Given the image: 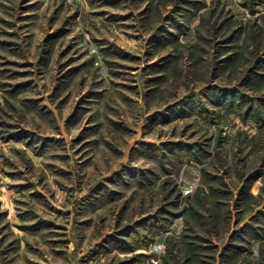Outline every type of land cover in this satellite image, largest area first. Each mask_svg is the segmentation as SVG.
<instances>
[{"label": "rangeland", "instance_id": "1", "mask_svg": "<svg viewBox=\"0 0 264 264\" xmlns=\"http://www.w3.org/2000/svg\"><path fill=\"white\" fill-rule=\"evenodd\" d=\"M0 264H264V0H0Z\"/></svg>", "mask_w": 264, "mask_h": 264}]
</instances>
